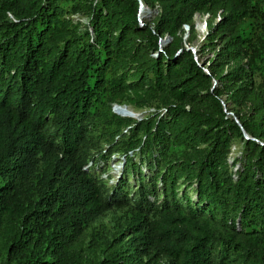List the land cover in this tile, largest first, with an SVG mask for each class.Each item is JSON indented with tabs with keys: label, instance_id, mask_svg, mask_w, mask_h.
<instances>
[{
	"label": "trees",
	"instance_id": "obj_1",
	"mask_svg": "<svg viewBox=\"0 0 264 264\" xmlns=\"http://www.w3.org/2000/svg\"><path fill=\"white\" fill-rule=\"evenodd\" d=\"M0 264H264V0H0Z\"/></svg>",
	"mask_w": 264,
	"mask_h": 264
},
{
	"label": "rangeland",
	"instance_id": "obj_2",
	"mask_svg": "<svg viewBox=\"0 0 264 264\" xmlns=\"http://www.w3.org/2000/svg\"><path fill=\"white\" fill-rule=\"evenodd\" d=\"M144 9L145 11L144 10L141 11V15H140L141 22L143 21L150 22L152 18L158 13L157 7L150 8L148 6H145ZM194 21H195V28H196V33H197V37L194 41V44L198 45L202 37L207 33V29L205 28L204 23H203L204 17H202L200 14L195 15ZM188 34H189V28H185L184 34H183V42H184V45L186 46H188L186 43ZM163 40H165V37L163 38ZM170 41H171V38L166 37L165 43L163 45L168 44ZM211 55H212L211 53H207V55L203 58V60L205 61L207 57ZM127 107L131 112L136 114V116L134 117L136 119L144 118L148 116L149 114L146 112L145 108L144 109H134L133 107L129 105H127ZM125 116H131V115H125ZM105 153L106 152H104V158L100 157V158L94 159L93 161L94 164H92L91 166L88 165L86 166V168L92 167V169L94 170V174L96 175V178L99 179L100 181L105 182L109 186V185H113L116 183V181L118 180L123 170V156H116V155L107 156L105 155ZM238 154H239V148L238 146L234 145L231 149V153L229 156L230 162H232L234 156ZM136 161H138L137 157H136ZM105 175H107V177ZM130 181H132V179H130Z\"/></svg>",
	"mask_w": 264,
	"mask_h": 264
},
{
	"label": "built area",
	"instance_id": "obj_3",
	"mask_svg": "<svg viewBox=\"0 0 264 264\" xmlns=\"http://www.w3.org/2000/svg\"><path fill=\"white\" fill-rule=\"evenodd\" d=\"M142 4V1H140V5ZM146 5H144V7H145ZM143 7V8H144ZM142 8V9H143ZM142 9H140V11L142 10ZM207 16L208 15H204L203 17H204V21H203V23H204V26H205V28H206V18H207ZM140 21H141V17H140ZM185 28H189V25H187V24H185V25H183V29H185ZM207 29V28H206ZM205 36V35H204ZM203 36V37H204ZM165 37V40H166V37H169L168 35H165V36H163L161 39H160V41H159V47H158V50L157 51H155V52H152L151 53V55L152 56H156L160 51H162L163 50V47L166 45H163L164 43H165V40H163V38ZM202 37V38H203ZM192 48V47H191ZM126 107V108H128L127 107V105H119V104H114V107L116 108V107ZM146 109V112L147 113H149V112H152V111H154V108H152V107H150V108H145ZM136 116V114H134L133 115V117H135ZM106 177H107V175H105Z\"/></svg>",
	"mask_w": 264,
	"mask_h": 264
},
{
	"label": "bare ground",
	"instance_id": "obj_4",
	"mask_svg": "<svg viewBox=\"0 0 264 264\" xmlns=\"http://www.w3.org/2000/svg\"><path fill=\"white\" fill-rule=\"evenodd\" d=\"M145 11V9L143 8L141 11ZM141 11H140V15H141ZM124 108H126V107H116L115 109L120 113V114H124V115H131V116H133L134 115V113L133 112H131L128 108H126V109H124Z\"/></svg>",
	"mask_w": 264,
	"mask_h": 264
},
{
	"label": "water",
	"instance_id": "obj_5",
	"mask_svg": "<svg viewBox=\"0 0 264 264\" xmlns=\"http://www.w3.org/2000/svg\"><path fill=\"white\" fill-rule=\"evenodd\" d=\"M143 7H144V4L142 2V4L140 5V9H142ZM186 49H191L192 52L195 53V48L194 47L190 48L189 46H186ZM235 120H236L237 123H239L237 118H235ZM243 133H244V137L249 138L248 134L244 131V129H243Z\"/></svg>",
	"mask_w": 264,
	"mask_h": 264
}]
</instances>
